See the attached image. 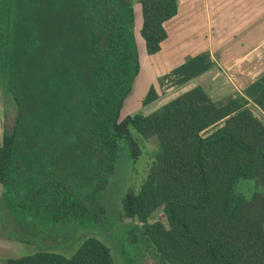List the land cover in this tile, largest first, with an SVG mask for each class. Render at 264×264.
Wrapping results in <instances>:
<instances>
[{
    "label": "trees",
    "instance_id": "16d2710c",
    "mask_svg": "<svg viewBox=\"0 0 264 264\" xmlns=\"http://www.w3.org/2000/svg\"><path fill=\"white\" fill-rule=\"evenodd\" d=\"M139 2L152 55L177 3ZM133 26L128 0H0V88L16 106L0 144L2 198L28 193L55 221L105 222L95 192L109 186L122 141L131 159L140 155L132 127L156 137L159 152L139 191L118 203L119 218L132 222L119 229L134 247L125 262L142 264L139 246L148 243L157 264H264V74L251 100H214L197 85L121 119L141 71ZM158 98L150 85L141 105ZM239 178L255 180L250 197L236 191ZM159 209L168 227L149 222ZM6 264L115 263L106 244L87 237L70 258L37 251Z\"/></svg>",
    "mask_w": 264,
    "mask_h": 264
},
{
    "label": "rangeland",
    "instance_id": "374dc122",
    "mask_svg": "<svg viewBox=\"0 0 264 264\" xmlns=\"http://www.w3.org/2000/svg\"><path fill=\"white\" fill-rule=\"evenodd\" d=\"M132 3L134 9L133 32L137 46V52L141 62L140 74L136 77L133 84V90L126 98L120 113L123 119L128 115L136 113L147 114L151 109L146 110L141 105V99L149 89V80L147 77L146 58L148 54L145 51V43L140 34L142 15L139 0H128ZM184 0H176L177 7L181 3V11L177 17L172 18L166 24L167 39L159 51L166 53L174 48L187 54H198L201 45L205 47V40H210V32L201 30V23L205 20L200 17L198 8L197 13L185 12ZM204 20V21H202ZM215 33L218 29L213 26ZM212 34V33H211ZM197 56H201L200 54ZM149 58V57H148ZM158 62V57L154 58ZM191 61V66L195 69L200 67L201 61ZM197 63V64H195ZM231 96L216 94L214 100ZM233 96V95H232ZM252 108V105L249 104ZM16 114V106L9 95L4 94L0 88V140L4 129L12 127ZM264 122V117L259 115ZM132 136L140 147V155L137 159H131L124 142H121L119 157L115 163V171L110 178V184L105 191H96L95 195L101 197L106 205V216L110 222H101L97 224L91 218L73 219L66 221H55L47 215L42 214L36 203L31 201L29 194L21 192L7 193L3 198L0 195V262L6 263L10 257L32 254L37 251H48L62 254L70 258L81 242L87 237H96L106 244L110 249L115 264H131L125 262L122 253H130L134 250L127 248V244L121 236L119 229L125 230L131 222L127 218H119L118 208L120 197L123 193L131 190L137 193L152 168L156 156L159 152L156 137H143L134 128L130 127ZM236 191L245 197H250L256 189V182L253 179L239 178L235 183ZM84 188L94 192V187L90 184H84ZM161 221L168 227L167 220L162 210L152 214L149 222ZM133 224H136L134 221ZM137 225V224H136ZM148 243L140 244V257L142 264H157L148 251ZM137 249V247H136ZM133 253L137 254L136 250Z\"/></svg>",
    "mask_w": 264,
    "mask_h": 264
},
{
    "label": "crops",
    "instance_id": "0c3cea01",
    "mask_svg": "<svg viewBox=\"0 0 264 264\" xmlns=\"http://www.w3.org/2000/svg\"><path fill=\"white\" fill-rule=\"evenodd\" d=\"M183 4L185 12L196 14L199 9L205 20L201 30L210 32V40H205L206 48L201 45L198 54H187L173 45L167 53L161 50L147 56V77L159 98L144 106V110L151 107L149 113L197 85L212 99L221 93L251 100L263 87L260 77L264 74V0H184ZM181 5L177 7L178 14ZM213 26L218 33L213 34ZM191 59L201 61L198 69L191 66ZM2 193L0 185L1 198Z\"/></svg>",
    "mask_w": 264,
    "mask_h": 264
}]
</instances>
